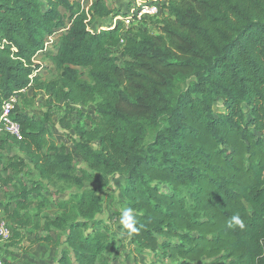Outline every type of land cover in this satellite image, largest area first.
<instances>
[{"label": "trees", "instance_id": "1", "mask_svg": "<svg viewBox=\"0 0 264 264\" xmlns=\"http://www.w3.org/2000/svg\"><path fill=\"white\" fill-rule=\"evenodd\" d=\"M109 2L85 11L76 0H0V114L30 87L56 102L95 104L98 115L90 129L73 128L66 152L46 115L14 106L22 139L1 132L0 148L13 143L41 182H18L26 162L17 155L0 162V189L12 194L0 204L5 245L46 232L33 243L66 245L56 264H111L109 254L121 257L128 244L175 264H264V0H171L142 27L93 32L92 22L120 15ZM58 33L59 76L43 82L33 59ZM113 175L124 178L120 195L139 228L129 235L118 224L119 239L96 218ZM47 187L78 192L57 201L41 194ZM50 207L54 217L43 214ZM236 213L243 228L227 226Z\"/></svg>", "mask_w": 264, "mask_h": 264}, {"label": "rangeland", "instance_id": "2", "mask_svg": "<svg viewBox=\"0 0 264 264\" xmlns=\"http://www.w3.org/2000/svg\"><path fill=\"white\" fill-rule=\"evenodd\" d=\"M79 2L81 9L87 11L91 5L92 0H76ZM125 0H110L109 4L112 8H121V14L125 13L127 4ZM108 19V18H107ZM107 19L103 20L107 23ZM103 21L92 22L90 29L93 32H98L99 27H105ZM110 22V21H109ZM150 30H154L153 27H149ZM59 33L49 38L42 52H39L34 57V64L37 65L33 75H40V79L43 82L56 81L59 76V71L55 69L51 56L55 53L54 42L58 39ZM124 58H119V65H123ZM184 84L181 85V88ZM16 104L21 111L37 119H42L44 115L49 119L47 128L49 135L54 141L55 145L59 148H63L66 152L74 151L73 141L76 136L73 128L77 125L84 126L86 129H90L93 123L98 120L95 104H88L86 106L70 105L66 102H56L54 97L44 91L40 90L33 93L32 89L25 90L22 96H14ZM100 100L98 99V102ZM213 111L215 114L224 111L222 100H218L214 106ZM69 125V126H68ZM97 148V144L94 145ZM17 155L23 158L26 162V167L17 177L18 182H24L28 186L31 184L40 183L38 173L34 170L33 164L19 152L18 148L10 142H5L0 148V162H4L7 158ZM74 165L78 169H86L87 166L81 161V159L74 155ZM1 167V166H0ZM124 184V178L118 175H113L109 186L102 190L99 195L103 201V209L100 215H97V220L107 222L113 229V233L116 239H119L123 235L118 229L120 211L124 208L123 199L120 195V188ZM85 188H91L92 185L85 184ZM11 189H0V204L6 203L11 197ZM163 191L169 192L168 187L163 186ZM55 189L47 187L42 191V195L46 198H54L57 201L67 200L72 193L78 192L76 189L67 190L64 194L58 196L54 195ZM183 195H186L184 192ZM35 199V196H31ZM43 214H49L54 217L57 213L54 208L50 207ZM4 226L8 229L9 222L4 217L2 211H0V227ZM46 232H31L29 236L18 247H10L6 244V240H0V264H56L61 251L66 248V245L60 247H50L46 245L34 244L35 237L45 236ZM50 234L55 236L56 232L51 231ZM124 236V235H123ZM64 239V236L63 238ZM134 246L127 245V250L123 255L117 259H114L112 253H110L111 264H175L174 261L167 260V258H160L155 260V257L149 253H138ZM201 264H210L209 260H203Z\"/></svg>", "mask_w": 264, "mask_h": 264}, {"label": "built area", "instance_id": "3", "mask_svg": "<svg viewBox=\"0 0 264 264\" xmlns=\"http://www.w3.org/2000/svg\"><path fill=\"white\" fill-rule=\"evenodd\" d=\"M171 0H125L127 4L126 11L123 14L109 20V24H105V27H99L101 29L114 28L118 23H121L125 29L128 27H142L147 20H154L160 18L166 11V5ZM16 104V99L11 97L1 107L0 114V133H6L9 136L21 140L22 135L19 124L12 118V110ZM0 236L2 240L8 236L7 229L2 225L0 227Z\"/></svg>", "mask_w": 264, "mask_h": 264}, {"label": "clouds", "instance_id": "4", "mask_svg": "<svg viewBox=\"0 0 264 264\" xmlns=\"http://www.w3.org/2000/svg\"><path fill=\"white\" fill-rule=\"evenodd\" d=\"M121 14V13H120ZM108 23V22H107ZM119 224L122 229L126 230L129 235L135 234L139 231L137 227V219L135 216V210L131 207H124L120 211ZM239 226L244 227V222L240 218L239 214H233L228 221V227Z\"/></svg>", "mask_w": 264, "mask_h": 264}]
</instances>
